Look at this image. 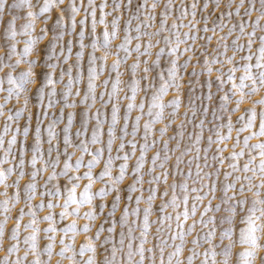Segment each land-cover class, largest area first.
I'll list each match as a JSON object with an SVG mask.
<instances>
[{
	"label": "snow or ice",
	"instance_id": "6c2138e0",
	"mask_svg": "<svg viewBox=\"0 0 264 264\" xmlns=\"http://www.w3.org/2000/svg\"><path fill=\"white\" fill-rule=\"evenodd\" d=\"M0 120V264H264V0H0Z\"/></svg>",
	"mask_w": 264,
	"mask_h": 264
},
{
	"label": "rangeland",
	"instance_id": "374dc122",
	"mask_svg": "<svg viewBox=\"0 0 264 264\" xmlns=\"http://www.w3.org/2000/svg\"><path fill=\"white\" fill-rule=\"evenodd\" d=\"M9 2H11V0H9ZM34 2H39V0H34ZM66 2H67V0H66ZM79 2H80V0H77V3H79ZM85 2H86V0H85ZM96 2H97V3H100L101 0H96ZM109 2L111 3V0H109ZM125 2H126V0H125ZM136 2H137V0H133V8H135V4H136ZM148 2L151 3V0H148ZM175 2H176V4H180V3H182V2H183V3H188V4H190V3L192 2V0H175ZM200 3L202 4V3H203V0H200ZM210 10H211V5H210ZM158 11H159V10H158ZM17 14L20 15V16H23V11H22V10H17ZM52 15L54 16L55 13H52ZM82 15H83V13L81 12V14L78 15L77 19H79ZM200 15H202V13L198 12V14H197V19H199ZM254 16H255V13H253V17H254ZM127 18H128V15L125 14V15L123 16L122 23H123V20H126ZM109 19H111V18L109 17ZM189 19H190V17H189ZM18 23H22V21H18ZM169 23H171V18H170V20H169ZM201 26H202V24H201ZM40 27H41V24H40L39 22H37V25H36L37 32L39 31V28H40ZM102 27H103V26H99L98 31L101 30ZM184 30L186 31L187 29H184ZM225 31H226V29H225ZM201 34L203 35V33H201ZM67 39H68V37H65V40H67ZM119 42H120L119 40H116V41L113 42V44H117V43H119ZM42 43H46V41H44V42H42ZM198 43H202V41H198ZM214 44H215V39L213 40V45H214ZM22 46H23V45H22V43H21L20 47H22ZM74 51H75V49H74ZM113 51H115V48H113ZM153 51H155V49H154ZM209 51H211V48H209ZM101 54H102V50H98L97 55H101ZM197 56H199V52H197L196 55L193 56V61H192V64H190V66H189L188 74L185 75V80H186V81L189 80V79H192L193 81H195V80L197 79L196 77H191V75H190V73H191V69H192L193 66H195V67L197 68V70L199 71L200 65L196 63ZM165 57H167V52H165ZM114 59H115L114 56H110V57L108 58L107 63L110 65ZM182 59H183V58H182ZM128 63H131V59L129 60ZM237 75H239V73H238ZM212 76H213V79H214L215 76H216V73L213 72ZM103 78H104V77L102 76L101 79H103ZM205 79H206V78L203 77V76L200 77L201 82H203ZM212 91H213L214 94L216 93V86H215V84L213 85ZM206 93H207V87H206V86L203 87V88H201V87H196L195 90H194V93L186 91V92H185V100H184V103L187 104V97H188L189 95H194L195 97H201V96H203V95H206ZM121 95H123V93H121ZM169 95H171V94H169ZM258 98H259V97H253V99H258ZM197 103L199 104L200 101L198 100ZM204 103L207 104L208 101H207V100H204ZM216 103H218V101H217ZM248 103H249L248 101H245V104L241 106V110H243V107H244V106H247ZM212 106H216V105L213 104ZM183 110H184V109H183V107H182V108H181V112H183ZM135 114H136L135 112L132 114L133 117L135 116ZM239 115H240L239 112H237V113H235V114L233 115L232 119H233L234 122L236 121V117L239 116ZM208 121H209V122L212 121L211 113H209V115H208ZM141 124H143V120L141 121ZM0 125H2V120H0ZM237 126H239V125H237ZM159 127H161V125H160V124H157V125H156V128H159ZM189 130H191V129L189 128ZM225 132H226V130H225ZM170 134H171V131H169V135H170ZM245 134H246V133L241 134V143H242V137H243V135H245ZM157 135H159V133H157ZM204 135H205V137L208 135L207 128H206V130H205ZM235 138H236V132H235V130H233V132H232V139H229V140H227V141H223V142L221 143V147H224V146L226 145L225 150H224V152H223V155H224L225 157L229 156V154L233 151V149H232V144L235 142ZM253 142H255V141H253ZM173 143H175V142H173ZM213 148H215V145H213ZM236 150H239V147H237ZM76 155L78 156L79 153H77ZM149 155H150V154H149ZM201 155H203V154H201ZM211 155H212V152L210 151V152H209V157H211ZM75 158H76V157L74 156V157H73V161L75 160ZM85 159H87V157H86ZM245 160H246V157H242V158H240V163H241V165L243 164V162H244ZM211 162H212L211 159H209V163H211ZM117 163H119V162H117ZM173 163H174V157H173ZM225 167H226V165H225ZM181 168H185V165L182 164V165H181ZM99 170H100V166H97V168H96L94 171H95L96 174H98ZM83 171H85V169L82 168V169H81V173H82ZM114 171H116V170H114ZM193 174H194V169H193ZM46 175H47V173H45V176H46ZM172 179H173V177L170 176V177H169V183L172 182ZM177 179H178V177H177ZM130 180H131V173H129L128 175L125 176V179H124V181H122V185H121V186L123 187L124 185H127V184L130 182ZM145 180H147V177H145ZM41 182H42V181H41ZM85 183H86V180H82V181H81V189H78V192H79L80 190H82L83 184H85ZM101 186H102V185H100V184H94L93 188H94V190H98L99 187H101ZM145 188H147V184H145ZM145 194H147V193H145ZM134 195H135V194H134ZM249 195H250V194H249ZM38 199H39V197H37V200H38ZM108 200H111V196L108 197ZM158 202H159V201H157V203H158ZM123 203H124V202L122 201V203H121V208L123 207ZM213 203H215V201H214ZM19 206H20V205H17V207H19ZM106 211H107V209H106ZM170 211H172V210L170 209ZM41 215H43V212H41ZM116 215H117V217H119V215H120V210H119V209L117 210ZM27 219H28V218L25 217V220H27ZM153 219H155V217H153ZM84 222H85V221L81 220V221H80L81 225H82ZM98 222H99V221H98ZM98 222H97V223H98ZM190 222H191V221H188V223H190ZM11 223H12V222L9 221V224H11ZM173 229H175V225H173ZM119 230H120V229H119V226H117V233L119 232ZM152 230H153V231L155 230V226H153V229H152ZM193 235H194V233H193ZM80 239H81V238L78 237V242H80ZM149 239H150L153 243H156V241L154 240L153 237L150 236ZM187 239H191V237H188ZM169 243H171V241H170ZM189 246H190V245H189ZM0 255H3V253L0 252ZM56 259H57V257H53V264H55V260H56ZM65 264H67V262H65Z\"/></svg>",
	"mask_w": 264,
	"mask_h": 264
}]
</instances>
